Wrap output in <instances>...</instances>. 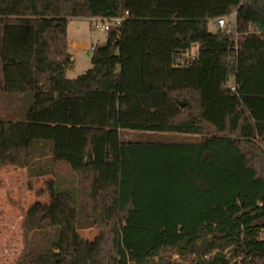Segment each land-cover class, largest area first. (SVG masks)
<instances>
[{"label": "trees", "instance_id": "obj_1", "mask_svg": "<svg viewBox=\"0 0 264 264\" xmlns=\"http://www.w3.org/2000/svg\"><path fill=\"white\" fill-rule=\"evenodd\" d=\"M125 12L67 79L68 20ZM0 73L21 109L0 119V166L74 178L25 214L57 254L13 264H264V0H0Z\"/></svg>", "mask_w": 264, "mask_h": 264}, {"label": "rangeland", "instance_id": "obj_2", "mask_svg": "<svg viewBox=\"0 0 264 264\" xmlns=\"http://www.w3.org/2000/svg\"><path fill=\"white\" fill-rule=\"evenodd\" d=\"M225 27L229 32L234 31L235 17L233 15L225 19ZM208 29L212 33L216 31L211 24H208ZM107 35V32L97 29L91 19L68 20V53L74 62L66 70L67 79H75L91 68L92 49L103 46ZM73 43L77 44L76 49L73 48ZM195 50L192 48L186 54L187 58L195 56ZM228 86H233V79H230ZM20 114V104L16 98L5 100L0 92V119L17 120L20 119ZM136 134V132L126 131L122 133V138L133 139ZM156 136L173 138L172 136L175 135L156 134ZM43 163L41 161V165ZM46 169L49 171L46 175L30 177L26 169L17 171L14 167L0 166V264H13L22 254L37 255L44 251L47 252L43 253V256L52 257L57 254V250L51 246L55 239L53 228L49 227L47 222H40V229L33 231L24 226L25 214L34 204L46 205L50 202L48 191L50 185L54 188L57 181L70 185L74 181L69 168L62 163L47 164ZM67 187L68 185L63 186V188ZM79 234L85 240L92 241L97 235V230L93 228L80 230ZM161 256L166 260L179 261L178 257L169 250H163ZM210 256L205 258L209 259Z\"/></svg>", "mask_w": 264, "mask_h": 264}, {"label": "built area", "instance_id": "obj_3", "mask_svg": "<svg viewBox=\"0 0 264 264\" xmlns=\"http://www.w3.org/2000/svg\"><path fill=\"white\" fill-rule=\"evenodd\" d=\"M127 15V12L124 13L123 16L117 17V18H93L91 19V22L95 24V27L99 29L100 31L108 32L110 29H116L121 26V23L124 21L125 16ZM211 26L216 31H221L225 27V19L224 18H217L211 21ZM194 56L191 57L193 59ZM230 89L234 91V86H230Z\"/></svg>", "mask_w": 264, "mask_h": 264}, {"label": "crops", "instance_id": "obj_4", "mask_svg": "<svg viewBox=\"0 0 264 264\" xmlns=\"http://www.w3.org/2000/svg\"><path fill=\"white\" fill-rule=\"evenodd\" d=\"M88 20H90V19H88ZM76 47H77V44L76 43H73V48H75L76 49ZM71 60H72V56H71ZM74 61L72 60V63H73ZM72 66V65H71ZM70 66V67H71ZM66 74V73H65ZM17 171H23V169L22 168H15ZM25 171V170H24Z\"/></svg>", "mask_w": 264, "mask_h": 264}, {"label": "water", "instance_id": "obj_5", "mask_svg": "<svg viewBox=\"0 0 264 264\" xmlns=\"http://www.w3.org/2000/svg\"><path fill=\"white\" fill-rule=\"evenodd\" d=\"M89 161H90V156L88 155V161H87V163H89Z\"/></svg>", "mask_w": 264, "mask_h": 264}]
</instances>
